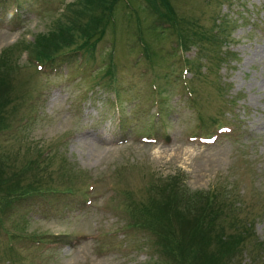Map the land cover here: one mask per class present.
<instances>
[{
  "label": "rangeland",
  "instance_id": "374dc122",
  "mask_svg": "<svg viewBox=\"0 0 264 264\" xmlns=\"http://www.w3.org/2000/svg\"><path fill=\"white\" fill-rule=\"evenodd\" d=\"M89 1L0 0V264H179L139 223L150 196L171 204L175 244L213 253L212 232L189 247L181 192L214 196L220 231L244 235L233 261L264 264V0H168L217 40L185 46L123 1L93 53L37 62Z\"/></svg>",
  "mask_w": 264,
  "mask_h": 264
},
{
  "label": "trees",
  "instance_id": "16d2710c",
  "mask_svg": "<svg viewBox=\"0 0 264 264\" xmlns=\"http://www.w3.org/2000/svg\"><path fill=\"white\" fill-rule=\"evenodd\" d=\"M123 1L127 3V0L89 1L90 4L88 6L79 8L74 12L77 13L75 18L83 19L84 22L82 25H78L77 28L71 30L68 28L60 29L57 33L52 34V38L48 40L50 42L48 48H40V50L34 52L33 58L37 62L48 63L55 61L59 56L71 50L74 52L93 53L98 41L106 33V30L112 28L111 26L114 24L116 6ZM145 1L147 2L146 7H150L149 9H151L150 14H153L155 17L153 28L158 27L161 30L160 33L168 31L167 33L176 35L182 46H185L186 44H196L204 39L216 40L213 34H208L206 31H202L201 27L198 25L197 27L199 28V31L193 33L189 32V29H192L191 27L194 25L193 22L179 18L173 11L168 0H157L159 4H156V0ZM217 20H219V23L218 21L215 22V25L213 26L215 29L220 26L221 22L223 23L226 21V24L227 22L230 23L229 19L225 20L221 17H218ZM190 38L194 40L193 43H190ZM141 42L144 43L142 52L149 55L150 49L146 41ZM62 47H67L68 50L63 52ZM217 54L218 56L216 57L218 64V62L224 59L225 56L219 51ZM185 63L189 66V69H191L192 63H190L189 60ZM105 74L111 75L112 68L109 67ZM105 74H102V76ZM3 130L4 128H1L0 132ZM38 160L39 159L32 163L33 166H30L31 163L27 165L28 168L36 173H38L36 168L38 167V163H40ZM27 167L24 169L25 172L29 171ZM23 171H21V174ZM33 177L35 180L30 179L27 183L29 185L27 189H30L31 191L26 192L24 195H20V197L34 194L41 190V188L38 187L36 174H33ZM165 187L166 185L162 184L160 187H150V190H154L157 193L160 188L161 191H163ZM197 192L201 193L200 191ZM181 194L184 199L183 206L192 216L191 234L190 240L188 241L190 243L189 247L194 246L193 239L195 237L204 238L205 232H207V234L210 232L214 233L216 242L219 246L213 253L205 255L202 251L197 250L198 247L186 249L181 244H175L172 239L173 233L169 229L170 220H173L174 216H176L170 213L171 204H167L161 200L160 203L154 202V198H151L150 196V199H148L146 204L140 205L142 207L141 211L154 208V215L150 218L141 215L140 219L142 221H139V223L142 225V229H145V232L152 236L154 245H156L155 250L157 255L163 254L168 258L175 260V251L177 250L180 259V262H178L179 264H241L240 262H234L233 259L237 258L239 255V247H241L240 244L244 239V235L238 234L236 236H228L220 231V229L224 230V226L220 223L217 227V220L222 212H220L214 196H205V201L199 205L196 194L183 192H181ZM193 199L196 200L195 204H193ZM10 200L12 201L13 199ZM0 202H3L1 198ZM0 210H2V208ZM146 215L148 216V214Z\"/></svg>",
  "mask_w": 264,
  "mask_h": 264
}]
</instances>
